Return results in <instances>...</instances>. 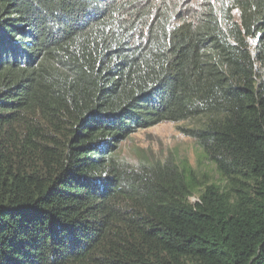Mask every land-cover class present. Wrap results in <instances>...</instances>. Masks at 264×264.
I'll use <instances>...</instances> for the list:
<instances>
[{
    "label": "trees",
    "instance_id": "16d2710c",
    "mask_svg": "<svg viewBox=\"0 0 264 264\" xmlns=\"http://www.w3.org/2000/svg\"><path fill=\"white\" fill-rule=\"evenodd\" d=\"M0 264H264V0H0Z\"/></svg>",
    "mask_w": 264,
    "mask_h": 264
},
{
    "label": "rangeland",
    "instance_id": "374dc122",
    "mask_svg": "<svg viewBox=\"0 0 264 264\" xmlns=\"http://www.w3.org/2000/svg\"><path fill=\"white\" fill-rule=\"evenodd\" d=\"M181 126L189 125L188 123H163L139 131L120 145L121 154L131 163H138L140 160L152 162L166 159L176 164L186 162L195 172L203 173L212 180H216L217 175L213 167H208L199 161L200 151L192 139L181 133L179 130ZM191 202L195 203L196 199H191Z\"/></svg>",
    "mask_w": 264,
    "mask_h": 264
}]
</instances>
